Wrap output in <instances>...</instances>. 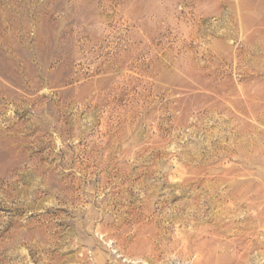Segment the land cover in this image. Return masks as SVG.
Masks as SVG:
<instances>
[{
	"label": "rangeland",
	"instance_id": "374dc122",
	"mask_svg": "<svg viewBox=\"0 0 264 264\" xmlns=\"http://www.w3.org/2000/svg\"><path fill=\"white\" fill-rule=\"evenodd\" d=\"M0 264H264V0H0Z\"/></svg>",
	"mask_w": 264,
	"mask_h": 264
}]
</instances>
